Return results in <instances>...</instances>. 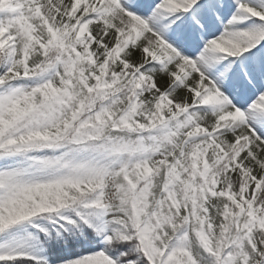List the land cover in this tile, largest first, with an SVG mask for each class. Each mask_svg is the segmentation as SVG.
<instances>
[{"label": "snow or ice", "instance_id": "snow-or-ice-1", "mask_svg": "<svg viewBox=\"0 0 264 264\" xmlns=\"http://www.w3.org/2000/svg\"><path fill=\"white\" fill-rule=\"evenodd\" d=\"M0 264H264V0H0Z\"/></svg>", "mask_w": 264, "mask_h": 264}]
</instances>
